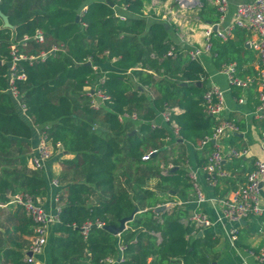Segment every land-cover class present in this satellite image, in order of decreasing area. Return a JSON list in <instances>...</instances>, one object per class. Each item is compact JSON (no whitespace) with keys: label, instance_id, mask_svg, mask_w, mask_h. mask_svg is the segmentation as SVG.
Returning a JSON list of instances; mask_svg holds the SVG:
<instances>
[{"label":"trees","instance_id":"trees-1","mask_svg":"<svg viewBox=\"0 0 264 264\" xmlns=\"http://www.w3.org/2000/svg\"><path fill=\"white\" fill-rule=\"evenodd\" d=\"M116 7L140 18L121 19ZM0 10L14 27L5 28L0 17V205L10 203L9 194L45 197L42 172L28 165L33 126L40 127L73 156L62 161L58 179L63 189L59 226L49 242L51 264H107L108 258L118 264H212L215 241L193 236L187 209L157 212L175 194L187 199L193 190L187 145L201 168L213 151L205 142L217 122L205 113L202 63L182 54L165 57L174 43L165 24L148 25L144 0H0ZM38 31L44 43H22ZM13 46L26 58L17 64L25 79L16 78L14 86L33 125L10 94ZM214 49L216 63L236 62L239 72L245 49L233 42ZM87 87H97L109 100L93 108ZM175 108L179 112H171L169 125H177L178 138L154 126L158 113ZM169 145L178 146L177 155H169ZM134 213L120 236L95 226H119ZM15 217L14 232L32 235V222L21 209ZM87 223L95 227L85 236ZM27 244L12 239L13 248L1 255L4 264H27Z\"/></svg>","mask_w":264,"mask_h":264},{"label":"crops","instance_id":"crops-1","mask_svg":"<svg viewBox=\"0 0 264 264\" xmlns=\"http://www.w3.org/2000/svg\"><path fill=\"white\" fill-rule=\"evenodd\" d=\"M144 1V19L148 25L154 23L167 25L170 39L174 46L182 55L188 57V51L204 44L206 26L220 24L221 29L230 26L235 18L237 5L250 3L254 0H227L228 7L223 21H221V15L217 7L210 0H200L184 7L176 0ZM85 10L86 6H83L80 13ZM115 10L116 16L121 19L140 18L130 13L126 7H116ZM254 38L251 32L238 29L234 32L232 38L227 41L233 42L237 48H243L247 51V55H243V60L239 64V75L241 77L255 75L259 68V59L248 44ZM213 42L216 48L220 44L227 43L218 39H213ZM214 47L211 54L201 58V63L207 73V89L218 87L224 91L225 95V110L214 118L217 124L227 120L234 121L239 129L236 133H229L222 137L220 145L226 153L235 148L237 150H247L248 154L242 158H226L224 160V169L230 173V176L221 179L215 187H212L207 182L201 170L202 168L197 165L193 147L187 145V169L198 173L199 185L207 197V202L199 204L195 192L192 190L187 199L175 194L174 200L163 206L167 207L166 211L173 209L175 206L187 209L189 216L185 220L186 223H189V219L194 213H203L211 220L213 223L211 227L202 230L201 235L200 233L196 235L193 233V236L201 239L210 236V240L215 241V246L211 252L213 258L216 259L213 263L262 264L255 254L264 252V217H250L240 222L228 221L223 216L222 203L224 200L234 196L235 192L246 181L247 174L254 169L257 161L264 162V151L261 149L264 122L257 118L258 94L256 87L249 89L229 87L226 77L222 74V68L226 63H216L217 53L214 52ZM105 67H110V65ZM94 69L97 70V67H94ZM130 72L131 69L128 73ZM93 90L99 89L97 87H87L85 89L89 93H93ZM16 104L18 105L17 102ZM18 109L21 116L33 125L31 120L22 112L19 105ZM176 112H179V110L177 109ZM155 124L168 129L170 133L172 132L171 125L164 120L162 113L157 114ZM33 128L34 138L30 141L31 154L38 145L42 131L40 127L33 126ZM172 147L175 149L172 156H175L178 154V146L174 145ZM58 153H62L65 159L73 158L72 155H67L63 151H58ZM60 159L58 156H54L52 160L47 162L44 170L41 171L47 184V191L45 197L40 198L39 202L51 214H56L60 208L57 198H59L63 186L61 184L59 187L53 185V181L58 180L63 171ZM29 168L33 170L30 165ZM11 196L13 195L9 194V198ZM260 200L264 206V183L261 187ZM19 209L24 213L22 208L15 205H0V264L5 263V259L1 257L3 250L13 248L12 239L18 237L21 242H28L23 252L31 243L33 233L30 236H21L14 232V228L18 225L15 216ZM3 217L4 219H1ZM58 226L59 223L51 228L49 242L54 238ZM234 234L236 241L232 239ZM36 260L37 264H51L49 244Z\"/></svg>","mask_w":264,"mask_h":264},{"label":"built area","instance_id":"built-area-1","mask_svg":"<svg viewBox=\"0 0 264 264\" xmlns=\"http://www.w3.org/2000/svg\"><path fill=\"white\" fill-rule=\"evenodd\" d=\"M183 7L189 6L200 0H176ZM218 9L221 15V21L224 20V15L227 11V0H210ZM84 13V11L82 12ZM238 29H243L251 32L254 39L248 44L250 48L256 53L259 59V68L255 75L241 77L238 72V65L236 62L225 64L222 68V74L226 77L230 88L249 89L256 87L259 104L257 107V118L264 122V0H254L250 3L239 4L236 7L235 18L233 23L221 29L220 24L208 25L205 27V42L199 47H195L188 51V57L191 61L201 62V58L213 52V39H218L222 42H227L234 32ZM35 40L38 43H44L43 33L38 31L33 38L25 37L22 43H27ZM181 54L175 46L166 54V58H176ZM12 62L10 64V94L12 98L18 103L20 109L25 114V106L21 103V95L14 86L15 79H25L24 75H18L17 64L20 60L26 59L22 55H18L16 46L12 48ZM140 88V87H139ZM142 91L143 89L140 88ZM145 91V90H144ZM89 93V92H88ZM91 105L95 109L101 108L109 97L101 90H93L89 93ZM205 113L212 117L219 116L225 110V95L224 91L218 87L208 89L204 97ZM176 112L177 109L168 110L162 113L164 120L169 123L171 112ZM124 116L120 120H125ZM132 120H137L136 115L130 117ZM172 132L170 137L178 138L179 129L175 123H171ZM154 126H158L154 123ZM38 128V127H37ZM239 129L234 121L227 120L217 124L213 135L207 138L205 143L213 144V151L207 157L205 165L202 167V172L210 186L215 187L223 178L230 176V173L224 169V160L226 158H242L248 154L247 150H237L232 148L227 153L223 151L220 140L226 134L236 133ZM169 140V139H168ZM214 141V143H213ZM204 143V144H205ZM261 149L264 151V133L261 141ZM62 152V145L60 143L54 145L48 138L47 134L41 131L39 142L29 158V165L34 171L44 170L47 162L53 159L56 152ZM156 152V151H155ZM154 152V153H155ZM149 155L143 157V160H148ZM169 170L173 165H169ZM168 170H165L167 173ZM189 178L195 192L197 202L199 204L207 202V197L202 191L199 181L198 173L196 171H189ZM264 183V162L257 161L254 169L246 176L244 184L235 192L232 198L224 200L223 216L228 221L240 222L250 217H264V206L261 204L260 192ZM53 185L60 186L58 180L53 181ZM58 201V198H57ZM22 208L25 216L32 222L33 235L31 243L24 251V261L27 264H37L36 258L40 256L49 244L50 230L53 226L59 223L60 208L56 214H51L46 211L40 204L39 200H35L33 196L27 193H18L10 197V203ZM189 223L194 226L195 232L201 233L202 230L212 226L211 220L203 213H194ZM96 227L104 228L106 225L103 222H96ZM94 227L93 224L87 223L83 226V234L87 236L89 230ZM236 241L235 234L232 237ZM120 252L123 251V246L119 245ZM31 254V256H29ZM256 258L264 264V252L255 254ZM107 264H118L114 259L108 258Z\"/></svg>","mask_w":264,"mask_h":264},{"label":"water","instance_id":"water-1","mask_svg":"<svg viewBox=\"0 0 264 264\" xmlns=\"http://www.w3.org/2000/svg\"><path fill=\"white\" fill-rule=\"evenodd\" d=\"M0 17L3 20V22H4V27L5 28H11L12 30H14V27L11 26L10 23H9L8 17L5 16L1 12V10H0ZM165 26L168 29V26L167 25H165ZM0 64H1V62H0ZM89 65H90V63H89ZM179 142H183V140L180 139ZM213 143H214V141H213ZM166 210H167V207L166 206H162V207L158 208L157 212H163V211H166ZM135 213L131 217L121 220L119 226L107 225V226L104 227V229L107 230L108 232H110L111 234H113L114 236H120V234L122 232H124L128 228L127 227L128 223L133 220ZM200 235H201V233H200ZM29 256H31V254H29ZM213 264H216V263H213Z\"/></svg>","mask_w":264,"mask_h":264},{"label":"rangeland","instance_id":"rangeland-1","mask_svg":"<svg viewBox=\"0 0 264 264\" xmlns=\"http://www.w3.org/2000/svg\"><path fill=\"white\" fill-rule=\"evenodd\" d=\"M167 150H168V152H169V155H174V151H175V149L173 148V147H171L170 145L169 146H167ZM55 156H58L59 157V159L61 160V162L63 161V160H65V158H64V156L62 155V153H58V152H56L55 153ZM54 158V157H53ZM150 186L151 187H155L156 186V181H153V182H151L150 183ZM1 217V216H0ZM1 219H4V217L3 218H1ZM38 258V257H37Z\"/></svg>","mask_w":264,"mask_h":264}]
</instances>
